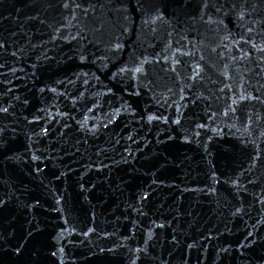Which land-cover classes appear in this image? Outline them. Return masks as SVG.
I'll use <instances>...</instances> for the list:
<instances>
[{"label":"water","instance_id":"water-1","mask_svg":"<svg viewBox=\"0 0 264 264\" xmlns=\"http://www.w3.org/2000/svg\"><path fill=\"white\" fill-rule=\"evenodd\" d=\"M0 264H264V0H0Z\"/></svg>","mask_w":264,"mask_h":264}]
</instances>
